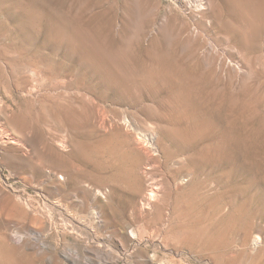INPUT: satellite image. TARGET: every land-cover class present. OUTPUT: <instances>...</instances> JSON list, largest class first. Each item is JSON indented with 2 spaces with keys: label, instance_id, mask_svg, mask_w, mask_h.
<instances>
[{
  "label": "rangeland",
  "instance_id": "rangeland-1",
  "mask_svg": "<svg viewBox=\"0 0 264 264\" xmlns=\"http://www.w3.org/2000/svg\"><path fill=\"white\" fill-rule=\"evenodd\" d=\"M0 264H264V0H0Z\"/></svg>",
  "mask_w": 264,
  "mask_h": 264
},
{
  "label": "bare ground",
  "instance_id": "bare-ground-1",
  "mask_svg": "<svg viewBox=\"0 0 264 264\" xmlns=\"http://www.w3.org/2000/svg\"><path fill=\"white\" fill-rule=\"evenodd\" d=\"M201 5V4H200ZM139 132V131H138ZM18 135V134H17ZM146 139L148 140V143H149V146H151L153 149H155V145H156V143H155V135L153 134V133H147L146 134ZM142 137V136H141ZM8 139H10L12 142L11 143H17L18 141H17V138L15 137V136H11L10 138H8ZM19 139V138H18ZM70 139V138H69ZM135 139V138H134ZM146 140V141H147ZM135 142H134V149L135 150H143L144 151V149H143V146H142V142L139 140V138H138V140H134ZM56 142V141H55ZM64 142V141H63ZM76 142V141H75ZM60 143V142H59ZM83 143V142H82ZM81 143V144H82ZM18 144V143H17ZM56 144V143H55ZM61 144V143H60ZM64 144V143H63ZM78 144V143H77ZM67 145V144H66ZM70 146V145H69ZM76 146V145H75ZM91 146V145H90ZM62 147V146H61ZM64 147V146H63ZM77 147V146H76ZM53 148V147H52ZM92 150V149H91ZM96 151V150H95ZM150 151V150H149ZM78 152V151H77ZM89 152V151H88ZM98 153V152H97ZM141 153V152H140ZM153 153V152H152ZM78 154V153H77ZM67 155V154H66ZM75 155V154H74ZM153 155V154H152ZM148 156V155H147ZM53 157V156H52ZM51 157V158H52ZM57 157V156H56ZM68 158V157H67ZM79 158V157H78ZM101 158V157H100ZM22 159V158H21ZM21 159H19V160H21ZM58 159V158H57ZM59 159H60V157H59ZM97 159V158H96ZM95 159V160H96ZM16 160H18V159H16ZM24 160V159H23ZM48 160V159H47ZM150 160V159H149ZM61 161V160H60ZM97 168H98V164L99 165H102V161H101V159H97ZM148 161V160H147ZM22 162V161H21ZM20 163V162H19ZM25 163V162H24ZM63 163V162H62ZM165 163V162H164ZM36 164V163H35ZM44 165V164H43ZM64 165V164H63ZM36 166V165H35ZM38 166V165H37ZM40 166H42V165H40ZM76 166V165H75ZM63 167V166H62ZM61 166H57L55 163H53V162H50V163H48L47 164V168L45 169L44 168V175L46 176V179H47V182H50L52 185L51 186H53V189H55V190H57V192L59 193V195L62 193V191L64 190L63 189V184L65 183H63V181H65V176H64V173H63V170H61V168H62ZM36 168V167H35ZM38 168V167H37ZM42 168V167H41ZM63 169V168H62ZM35 170V169H34ZM42 170V169H41ZM65 171V170H64ZM41 172V171H40ZM68 172V171H67ZM66 172V173H67ZM177 172V171H176ZM65 173V174H66ZM180 173V172H179ZM69 176V175H68ZM74 176V175H73ZM94 179V178H93ZM69 181V180H68ZM46 183V182H45ZM172 183V182H171ZM177 186V185H176ZM179 186H181V185H179ZM181 189V188H180ZM102 190V189H101ZM49 191V190H48ZM157 193H159V192H157V189H155V187L153 186V185H149V187L147 188V194L146 195H144L143 197H142V204L144 205V204H148V205H152V206H155V205H157L156 203H153V201L155 200V197H156V195H157ZM169 193V192H168ZM77 194V193H76ZM91 194V193H90ZM70 196H71V201L73 200V199H76V195H71L70 194ZM51 197V196H50ZM62 197V196H61ZM86 197V196H85ZM159 197V196H158ZM69 199V200H70ZM78 200V199H77ZM77 200H73V201H77ZM85 199H83L82 201H84ZM87 200V199H86ZM157 200V199H156ZM141 201V200H140ZM68 202V201H67ZM79 202V201H78ZM85 202V201H84ZM96 202V201H95ZM100 202V201H99ZM54 203V202H53ZM55 204V203H54ZM57 204H59V202L57 203ZM82 204V203H81ZM88 204V203H87ZM100 204V203H99ZM85 205V204H84ZM90 205V204H89ZM98 205V204H97ZM101 205V204H100ZM147 205V206H148ZM165 205V204H164ZM57 206V205H56ZM68 206V205H67ZM66 206V207H67ZM146 206V205H145ZM166 206V205H165ZM60 207H62V206H60ZM65 207V208H66ZM70 207V206H69ZM82 207H83V205H82ZM136 207V206H135ZM89 208V207H88ZM112 208V207H111ZM163 208V207H162ZM67 209V208H66ZM65 209V210H66ZM73 209V208H72ZM64 210V211H65ZM74 210V209H73ZM86 210V209H85ZM161 210V209H160ZM67 211V210H66ZM159 211V210H158ZM158 211H156V212H158ZM167 211V210H166ZM91 213L92 214H94V216H96L95 214H99L98 212H96V210H91ZM114 213V212H113ZM67 214V213H66ZM116 214V213H115ZM133 214V213H132ZM159 214H162L161 213V211H159ZM222 214V213H221ZM100 215V214H99ZM152 215V214H151ZM34 216V215H33ZM85 216V215H84ZM108 216V215H107ZM113 217H114V215H112ZM116 216V215H115ZM152 216H154V215H152ZM159 216V215H158ZM174 216V215H173ZM221 216V215H220ZM97 217V216H96ZM100 217H102L101 215H100ZM99 217V218H100ZM106 217V216H105ZM144 217V216H143ZM145 218V217H144ZM172 218V217H171ZM164 219V218H163ZM32 220V219H31ZM112 220H113V218H112ZM111 220V221H112ZM162 221V220H161ZM35 222V221H34ZM114 222H115V220H114ZM145 223H148V224H153L154 225V228H155V230L157 231V233L159 234V235H161V232H162V229H161V232H160V230L157 228V226H155V224L154 223H152L153 222V220L151 219V218H149V219H145V221H144ZM106 224V223H105ZM107 224H109V222L107 223ZM142 224H143V222H142ZM147 224V225H148ZM168 224V223H167ZM146 225V226H147ZM172 225H173V223H172ZM144 226V225H143ZM167 226V225H166ZM160 227V226H159ZM164 228V227H163ZM173 227L171 228V227H169V228H167L166 230H165V232H164V234H165V236L166 237H170V235H171V233L173 232ZM154 230V231H155ZM176 231V230H175ZM178 232V231H177ZM163 233V232H162ZM174 233H176V232H174ZM174 233H172V235L174 234ZM176 235V234H175ZM163 236V235H162ZM164 237V236H163ZM159 238V237H158ZM147 239V238H146ZM162 239V238H161ZM164 242V241H163ZM166 244L167 245H169V244H173V245H177V243H176V241L175 240H169V239H167L166 240ZM157 243V242H156ZM162 245V244H161ZM164 245V244H163ZM166 248V247H165ZM168 250V249H167ZM164 251V250H163ZM177 252V251H176ZM199 252V251H198ZM170 253V252H169ZM171 260V259H170Z\"/></svg>",
  "mask_w": 264,
  "mask_h": 264
}]
</instances>
